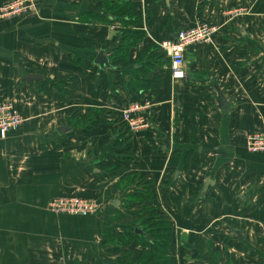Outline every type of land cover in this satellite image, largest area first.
<instances>
[{"label": "crops", "instance_id": "crops-1", "mask_svg": "<svg viewBox=\"0 0 264 264\" xmlns=\"http://www.w3.org/2000/svg\"><path fill=\"white\" fill-rule=\"evenodd\" d=\"M85 1L40 0L28 16H0V102L12 101L23 119L0 138V264H113L105 234L133 227L124 195L137 176L171 222L170 264H264V155L245 146L247 134L264 131V0H127L139 17L131 29L142 32L129 60L149 55L162 73L151 127L131 135L139 158L123 161L106 138L110 124L123 121L115 103L129 96L113 83L114 71L103 77L92 64L100 50L109 58L123 27L80 22L92 9ZM199 23L219 30L210 43L185 49L186 77L175 79L170 63L153 58L155 46ZM69 73L82 105L117 111L109 123L85 132L78 122L68 126V104L43 90L47 82L59 92L62 80L53 75ZM30 74L38 78L26 80ZM61 196L106 205L97 219L78 220L49 209ZM141 250L124 251L133 259Z\"/></svg>", "mask_w": 264, "mask_h": 264}, {"label": "trees", "instance_id": "trees-1", "mask_svg": "<svg viewBox=\"0 0 264 264\" xmlns=\"http://www.w3.org/2000/svg\"><path fill=\"white\" fill-rule=\"evenodd\" d=\"M85 2L91 5L92 9H88L87 12L82 13L78 17L80 22H102L106 24L116 22L119 27H123V29L119 31L121 35L119 44L113 49L109 56L112 65L110 71H114L113 83L121 86L122 90L125 92V97L129 96V98L127 97L126 100L123 101L120 107L123 108V106L132 99L137 101L143 98L151 99L160 86L162 72H154L152 66L157 62L151 61L152 59H150L149 55L143 60V63L138 61L140 57L132 61L129 60L130 48L135 43L139 42V35L142 33L139 29H131V27L139 23V17L133 13L131 4L127 0H90ZM155 50L156 52L152 54L153 58L155 55L156 59H162V63H169V60L158 46H155ZM121 68H127L130 71L131 74L129 78L126 79L123 77L120 71L122 70ZM97 70L100 74L107 72L99 69ZM107 74L108 73H105L102 76L105 77ZM53 76L54 82L62 80L59 87L60 91H54L53 85L46 82L44 85L45 92L43 90V93L47 96V99H57L69 105V109L65 114V117H67L66 120L69 122L68 126L78 122V126L85 132L109 123L107 114H110V116H112V114L116 115L117 111L115 110L109 111L100 107L82 105L83 99L79 94L76 77L71 73L62 76V78H59L57 74ZM121 118L122 116L120 113L119 119ZM109 128V137L106 139H111V152L116 159L118 161L138 159L139 154L133 150L131 143L132 132L129 130L126 123L122 121L120 126H113V124H110ZM114 169L116 170V167H113L111 171ZM136 178V183L141 186V190L140 192L131 191V193L125 194L124 203L127 206H133L132 209L135 210L134 216H140L137 212L142 210L145 211L153 223L148 225V227H150L148 230L139 225L131 229L116 232L115 234H105V243L109 246L108 251L117 255L113 264H170L169 249L173 238L171 222L165 216L162 217L159 215L158 218H160V220L156 219V214L159 212L157 208L152 205L151 185L141 176H137ZM110 204L112 205V203ZM135 224L136 223H134V225ZM136 228L137 232L135 231ZM133 244L141 246L142 250L140 253L133 259H130L128 253L122 255V253L125 252V248Z\"/></svg>", "mask_w": 264, "mask_h": 264}, {"label": "built area", "instance_id": "built-area-1", "mask_svg": "<svg viewBox=\"0 0 264 264\" xmlns=\"http://www.w3.org/2000/svg\"><path fill=\"white\" fill-rule=\"evenodd\" d=\"M40 0H10L0 6V16L4 19L28 16L37 11ZM239 11V10H237ZM219 30L217 25L199 23L190 28L180 29L171 39L162 41L158 47L170 62L173 78L186 77L184 51L197 43H210ZM151 99L130 100L121 110L122 120L131 132L145 130L151 126ZM23 119L9 100L0 102V138L22 125ZM245 146L249 153L264 154V131H254L245 136ZM106 203L100 197H55L49 202V209L57 214L89 217L99 214ZM264 240V229L262 230Z\"/></svg>", "mask_w": 264, "mask_h": 264}, {"label": "water", "instance_id": "water-1", "mask_svg": "<svg viewBox=\"0 0 264 264\" xmlns=\"http://www.w3.org/2000/svg\"><path fill=\"white\" fill-rule=\"evenodd\" d=\"M86 1H90V0H86ZM92 64L97 66V68L99 70L105 71L106 68L112 69V65H111L110 59L105 55V51L104 50H100V51H98V53L95 54V56L92 59ZM25 78H26V80H30V79H33V78H38V76L34 75V74H30V75H26ZM219 105H220V109H221L222 112H228L229 111L228 103L221 97L219 99ZM66 128H67L66 126L61 127L59 129V132H62V130H65ZM208 183H209V181H207L205 183L204 187L207 186ZM117 202L118 201H116L114 203V205H117ZM135 231L137 232V228L135 229Z\"/></svg>", "mask_w": 264, "mask_h": 264}, {"label": "rangeland", "instance_id": "rangeland-1", "mask_svg": "<svg viewBox=\"0 0 264 264\" xmlns=\"http://www.w3.org/2000/svg\"><path fill=\"white\" fill-rule=\"evenodd\" d=\"M239 9V8H238ZM239 10H241V11H243V9H239ZM49 76L47 75V78H48ZM61 78H62V76H61ZM10 101V100H9ZM12 102V101H11ZM123 103V101H120V102H118V103H115V109L116 110H119L121 107H120V104H122ZM12 104L14 105V107H15V104L12 102ZM69 106V105H68ZM109 111H114V109H111V110H109ZM120 111V110H119ZM20 114V113H19ZM21 115V114H20ZM112 117V116H111ZM138 180L140 181V179L138 178ZM140 190H141V186H139L138 184H137V186H135V188H134V190H133V192H140ZM143 191V190H142ZM132 192V193H133ZM133 194H135V193H133ZM135 205V204H134ZM137 213H139L140 214V216L139 215H137V216H134L133 215V218H134V222L132 221H130L129 220V222L131 223L130 225L131 226H133V227H135V226H139L140 225V227H145L146 228V230H148L150 227H148V225H150L151 223H153L152 222V220H151V218L150 217H148V215L145 213V211H140V212H137ZM136 213V214H137ZM157 213V212H156ZM157 216H156V219H159L160 220V218H158V216L160 215V216H162V217H164V213H161V212H159V213H157L156 214ZM97 217H98V215H94V216H91V217H89V218H92V219H97ZM73 218H76V217H73ZM76 219H78V220H81L82 219V217H77ZM168 219V218H167ZM171 219H172V217H171ZM128 220V219H127ZM173 220V219H172ZM170 221V220H169ZM173 222H174V220H173ZM134 223H136L135 225H134ZM175 224V223H174ZM133 227H131V228H133ZM175 230H177V228H176V224H175ZM261 237H262V235H261ZM127 252L125 251V252H123L122 253V255H124V254H126ZM129 253V252H128Z\"/></svg>", "mask_w": 264, "mask_h": 264}]
</instances>
